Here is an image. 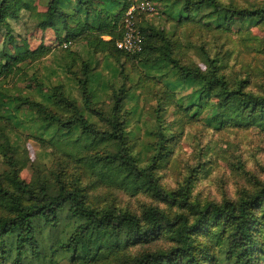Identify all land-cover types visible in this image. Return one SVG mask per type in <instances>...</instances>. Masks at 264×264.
I'll return each mask as SVG.
<instances>
[{
	"label": "rangeland",
	"instance_id": "374dc122",
	"mask_svg": "<svg viewBox=\"0 0 264 264\" xmlns=\"http://www.w3.org/2000/svg\"><path fill=\"white\" fill-rule=\"evenodd\" d=\"M26 1L31 8L7 16L13 40L4 43L0 32L3 185L28 206L65 190L82 194L89 210L134 214L143 228L154 208L170 222L146 236L127 227L84 235L86 220L66 201L57 222L34 219L40 249L27 246L20 262L23 231L0 236L5 264H142L148 255L150 264H264V200L251 205L259 222L246 244L236 239L232 215L215 216L217 209L239 212L243 196L264 190V0H160L161 15L138 19L150 35L143 57L90 47L96 31L60 39L41 28L49 0ZM17 45L41 54L6 68L3 51ZM166 49L182 66L218 75L227 89L184 79L163 58ZM237 90L263 100L232 99ZM22 99L43 103L60 120L45 121ZM116 118L120 137L111 136ZM123 155L134 160V172ZM14 215L0 197V219ZM182 217L193 226L191 249L178 237Z\"/></svg>",
	"mask_w": 264,
	"mask_h": 264
},
{
	"label": "trees",
	"instance_id": "16d2710c",
	"mask_svg": "<svg viewBox=\"0 0 264 264\" xmlns=\"http://www.w3.org/2000/svg\"><path fill=\"white\" fill-rule=\"evenodd\" d=\"M157 3V14L145 16L154 17L159 16L162 13L160 0H155ZM161 3V2H160ZM197 3H204V0L197 1ZM208 3L212 6H216L214 0H208ZM46 13L41 23L42 29H53L58 37L65 38L64 40H75L83 37L87 32L96 31L97 36H93L88 39L90 47L95 49H109L114 47L119 53L125 54L130 57H143L146 54L149 47V29L140 26V30L145 36V46L143 52L135 55H129L117 47V42L122 39L124 34V15L129 6L128 0H49L46 4ZM120 7V8H119ZM31 8V4L26 0H0V32L6 30L4 43L8 44L9 39L13 40L12 27L8 20L9 14H14L16 17L19 15L22 9ZM259 9L258 11H260ZM254 14V13H253ZM9 49H4V55L7 58L6 68H12L19 66L21 63L31 59H37L41 52L40 50L31 51L27 46L20 47L15 46V52L9 53ZM164 59L172 63L175 68L178 69L180 75L184 79H191L195 81L205 82L211 85H218L224 89H227L226 82L218 75L214 74L209 77L201 69H192L182 66L166 49ZM84 82V90L87 94L88 82ZM231 98L238 97L240 100L248 103H260L263 98L255 96L253 94L245 93L243 91H233L230 93ZM58 97L66 100L63 92L58 93ZM20 105H26L36 109L45 121L56 122L60 119L53 115L43 105V103L30 99H22ZM83 125L88 127L86 120H82ZM114 131L111 136L120 137L119 120L116 118L114 123ZM126 163L131 171H135L134 160L128 155L120 156ZM142 173V172H141ZM14 183L24 190L29 189V185L24 184L18 176H15ZM0 197L10 201L12 204V210L15 213L13 217L0 219V236L6 233L17 232L22 230L23 233L20 236L17 244L16 261L20 262L23 259L27 246L32 248V251L38 252L40 245L35 237V224L34 219L45 218L57 222L59 220L58 212L61 206L66 201H72L71 205L72 214L81 219H85V226L79 231L80 234H87L90 229L101 230L111 229L113 233L118 235L121 229L127 227L129 233L133 236H146L155 230L159 229L162 223H169L170 220L167 216L162 214L157 208H154L150 215V225L143 228L140 224L139 218L131 213L114 214L112 212L100 213L93 210H89L84 201L83 196L80 193L62 191L58 196L48 198L46 202L36 203L28 206L24 205L19 196L13 194L3 185L0 178ZM264 200V190L258 195L252 197L243 196L240 202V209L237 213L228 214L224 209H217L215 216L227 215L234 218L235 222V236L241 243L246 244L244 241L253 223H258L259 219L251 212V205ZM204 218V217H203ZM201 221L196 223L200 224ZM193 226H189L186 219L182 217L180 225L178 227V237L184 242L186 248L191 249L192 244L190 237L186 235L189 229ZM2 249L3 245H0ZM246 250V249H244ZM167 256V255H164ZM181 257V255H180ZM6 256L3 250L0 253V264H5ZM150 256L142 259V264H150ZM236 264H250L249 260L237 261Z\"/></svg>",
	"mask_w": 264,
	"mask_h": 264
},
{
	"label": "built area",
	"instance_id": "2783aa9c",
	"mask_svg": "<svg viewBox=\"0 0 264 264\" xmlns=\"http://www.w3.org/2000/svg\"><path fill=\"white\" fill-rule=\"evenodd\" d=\"M129 6L124 15V34L117 42V47L129 55L143 52L145 36L140 30L139 16L157 14L155 0H128Z\"/></svg>",
	"mask_w": 264,
	"mask_h": 264
}]
</instances>
